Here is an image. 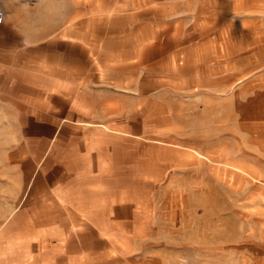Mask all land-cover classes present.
<instances>
[{"label":"rangeland","instance_id":"1","mask_svg":"<svg viewBox=\"0 0 264 264\" xmlns=\"http://www.w3.org/2000/svg\"><path fill=\"white\" fill-rule=\"evenodd\" d=\"M79 16L70 25L82 39H132L131 54L116 43L100 81L126 91L118 101L132 109L133 134L147 136L132 173V261L264 264V0H80ZM5 114L0 264H47L36 235L58 216Z\"/></svg>","mask_w":264,"mask_h":264},{"label":"crops","instance_id":"2","mask_svg":"<svg viewBox=\"0 0 264 264\" xmlns=\"http://www.w3.org/2000/svg\"><path fill=\"white\" fill-rule=\"evenodd\" d=\"M0 10L3 124L18 127L19 110L23 135L12 140L25 143L33 188L45 186L58 216L37 231L45 262L140 264L132 261L141 247L132 173L147 136L133 134L132 109L118 101L126 91L111 80L100 86L101 64L116 61L118 41L131 54L132 39L80 38V25H70L80 0H0Z\"/></svg>","mask_w":264,"mask_h":264},{"label":"clouds","instance_id":"3","mask_svg":"<svg viewBox=\"0 0 264 264\" xmlns=\"http://www.w3.org/2000/svg\"><path fill=\"white\" fill-rule=\"evenodd\" d=\"M12 115L14 116L15 123L18 125L17 135L22 137L24 125L21 123V113L16 109Z\"/></svg>","mask_w":264,"mask_h":264},{"label":"built area","instance_id":"4","mask_svg":"<svg viewBox=\"0 0 264 264\" xmlns=\"http://www.w3.org/2000/svg\"><path fill=\"white\" fill-rule=\"evenodd\" d=\"M3 15H4L3 11H2V10H0V18H2V17H3Z\"/></svg>","mask_w":264,"mask_h":264}]
</instances>
